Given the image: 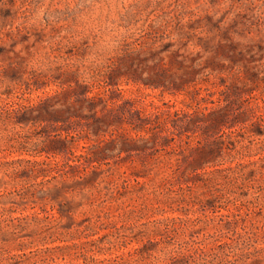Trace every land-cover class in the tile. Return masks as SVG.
I'll return each mask as SVG.
<instances>
[{
  "label": "rangeland",
  "instance_id": "374dc122",
  "mask_svg": "<svg viewBox=\"0 0 264 264\" xmlns=\"http://www.w3.org/2000/svg\"><path fill=\"white\" fill-rule=\"evenodd\" d=\"M254 222L264 0H0V264H243Z\"/></svg>",
  "mask_w": 264,
  "mask_h": 264
},
{
  "label": "trees",
  "instance_id": "16d2710c",
  "mask_svg": "<svg viewBox=\"0 0 264 264\" xmlns=\"http://www.w3.org/2000/svg\"><path fill=\"white\" fill-rule=\"evenodd\" d=\"M244 232L240 235L242 239V243L245 245H252L253 242H257L259 239L264 241V223L256 224L255 222L249 226H243ZM241 243V242H240ZM253 252H257L258 255L255 258H251V260L247 261L253 254ZM264 253V243L260 246H255L253 250H243L240 254V259H242L243 264H260V261L263 257Z\"/></svg>",
  "mask_w": 264,
  "mask_h": 264
}]
</instances>
